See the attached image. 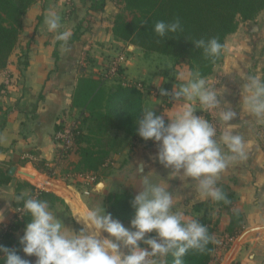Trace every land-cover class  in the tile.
Returning a JSON list of instances; mask_svg holds the SVG:
<instances>
[{
	"label": "crops",
	"instance_id": "0c3cea01",
	"mask_svg": "<svg viewBox=\"0 0 264 264\" xmlns=\"http://www.w3.org/2000/svg\"><path fill=\"white\" fill-rule=\"evenodd\" d=\"M108 5L109 0L103 11L95 13L89 9L87 0H37L21 18L18 42L5 69L0 71V169L9 177L6 184L0 185V210L4 214L0 230L12 226L15 211L13 201L8 200L14 194L29 193L27 184H33L28 180L38 186L50 187V190L42 189L50 192L51 197L46 201L55 211L54 215L72 231L83 227L72 214L85 207H104L106 213L128 227L134 212L125 216L114 212L113 198L127 195L132 200L142 187L143 176H148L153 183L167 185L173 194L175 209L182 211L187 218L200 214L193 211V205L211 200L197 199L193 203L198 195V182L181 180L179 176L170 177L171 169L156 159L158 142L142 139L130 145L118 140L124 136L122 131L111 132L112 136L116 135V141L113 142L115 144L108 141L111 153L99 174L98 182H102L99 192H93L98 182L86 186L82 179L77 178L82 186V193L78 194L66 183L49 180L34 169L36 164L43 163L49 167L62 158L53 134L58 127L76 126L86 118V92L82 89V80L91 78L98 83L96 67L118 53L125 55L119 75L121 82L125 85L135 82L141 86L143 110L153 107L154 114L161 115L167 123L166 114L180 107L170 95L165 101L160 89L171 93L173 87L183 83L177 78L179 72L188 68L173 66L168 57L146 56L137 46L129 51V43L118 41L112 35L114 18ZM50 10L61 17L60 31H72L67 44L56 41V34L47 31L44 17ZM250 22L240 21L236 31L226 36L220 62L203 77L210 83H216L217 89L223 88L221 106L227 101V105L237 113L236 117L229 122L230 125H225L219 120L218 110H195L197 116L216 126L217 138L225 128L241 135L247 151L244 159L230 160L217 180V186L232 195L234 201L230 209L240 213L241 228L234 235L222 231L215 237L216 247L210 264H264V144L259 137L260 130L264 129V119L252 117L241 103L246 77L254 75L261 78L264 68V51L260 53L264 33L254 31L253 26L248 29L246 25ZM157 57H160L161 64L155 61ZM113 78L100 81L105 90L116 84ZM6 80L8 85L4 83ZM154 87L158 90L156 94L153 93ZM2 89L5 93L1 92ZM106 103L104 99L102 106ZM82 129L86 133L85 128ZM76 149L74 146L71 152H67L66 165L73 167L78 162ZM12 166L15 171L10 175L8 170ZM108 166L110 168L106 169ZM141 166L143 172L139 171ZM87 187L89 192L85 194ZM210 213L213 219H218L222 229L230 224L229 210L224 207L211 206ZM24 226L22 224L12 231L9 229V248L16 249L30 264H35L36 257L25 256L19 244ZM154 234L147 233L146 237ZM225 237L232 240L221 245L220 241Z\"/></svg>",
	"mask_w": 264,
	"mask_h": 264
},
{
	"label": "clouds",
	"instance_id": "9594fccd",
	"mask_svg": "<svg viewBox=\"0 0 264 264\" xmlns=\"http://www.w3.org/2000/svg\"><path fill=\"white\" fill-rule=\"evenodd\" d=\"M143 23V22H142ZM47 31L55 33V40L67 44L73 33L60 31L61 17L50 10L44 17ZM152 31L160 38L183 32L181 20L156 21ZM190 40V39H189ZM196 49L215 61L221 54L222 44L216 37L191 40ZM128 50H134L129 44ZM183 83L172 88L171 93L160 89L161 96H171L179 109L161 115L152 108L141 111L137 120L138 135L144 140L158 142L156 159L170 168V177L197 181V197L193 203L210 198L228 203L226 192L217 186V180L230 160L244 159L247 155L244 138L231 128L217 138V128L208 119L195 114L196 109L218 110L219 120L230 125L237 113L224 101L223 88L217 89L191 69L180 71L177 77ZM242 107L257 120L264 119V79L250 75L243 84ZM226 150V151H225ZM143 172V166L139 169ZM142 187L130 201L134 210L129 226H124L106 213L104 207H85L72 216L83 227L72 231L58 219L46 200L30 193L14 194L12 199L19 212L26 217L19 244L25 256H35V264H185L190 253H203L213 242L207 226L198 219L187 218L175 209L173 194L167 185L153 183L143 176ZM4 214L0 210V222ZM155 233L146 237L147 233ZM106 234V235H105ZM147 246V247H145ZM0 264H30L16 249L0 245Z\"/></svg>",
	"mask_w": 264,
	"mask_h": 264
},
{
	"label": "trees",
	"instance_id": "16d2710c",
	"mask_svg": "<svg viewBox=\"0 0 264 264\" xmlns=\"http://www.w3.org/2000/svg\"><path fill=\"white\" fill-rule=\"evenodd\" d=\"M36 1L0 0V71L5 69L18 42L21 18ZM87 2L89 9L97 13L104 10L107 0ZM117 2L124 10L132 13V17L127 19L122 13L114 15L112 35L116 40L139 47L146 56L155 54L168 57L173 66L187 67L199 72L202 77L210 74L213 67L220 62L222 50L220 56L213 61L206 58L202 50L196 49L191 40L216 37L224 47L226 36L236 31L240 21H253L264 9V0H117ZM176 18L181 20L183 32L163 39L152 31V25L156 21L167 22ZM120 73L121 67L114 78L112 77L116 84L108 90L100 83L106 78L99 76L98 83L91 78L82 80V89L86 92L84 112L86 118L79 121L73 129L74 146L77 147L79 160L71 171L75 176H93V183L99 181L100 171L109 160L111 150L107 147L108 141L115 139L116 136L111 135L112 131H122L124 136L118 140L126 141L130 145L143 139L136 131L137 120L143 110L141 86L138 87L135 82L123 84L119 77ZM261 79H264V68ZM104 99L107 103L103 107ZM168 99L167 96L164 100ZM61 128L58 127L57 130ZM82 128H85L86 133H83ZM38 166L52 169L43 163L36 164L35 168ZM8 180V175L0 169V185L6 184ZM27 186L30 189L29 193L36 198L46 200L51 197L50 192L37 190L29 184ZM226 194L228 203L207 200L193 205V211L200 214L192 218L207 226L213 242L209 243L205 252L187 255L185 264H210L216 247L215 237L222 231L234 235L241 228L240 213L230 209L234 199L231 194L227 192ZM113 200L114 212L122 216L134 212L129 196H115ZM211 206H222L229 210L231 220L228 227L222 229L218 219H213L210 213ZM13 207L16 208L14 201ZM19 214L17 211L14 212L13 223L9 228L11 231L26 223V217L20 214L19 218ZM9 229L0 230V245L8 248L11 244ZM171 259L168 258V264H171Z\"/></svg>",
	"mask_w": 264,
	"mask_h": 264
},
{
	"label": "rangeland",
	"instance_id": "374dc122",
	"mask_svg": "<svg viewBox=\"0 0 264 264\" xmlns=\"http://www.w3.org/2000/svg\"><path fill=\"white\" fill-rule=\"evenodd\" d=\"M110 12H111V17L116 14V13H122L124 14V16L127 19H131L132 17V13L128 12L127 10H124L123 6L121 4H119L117 2V0H109V5H108ZM257 20H253L251 21L247 26L248 29H252L251 26H253V30L254 31H260L262 33H264V9L258 14V16L256 17ZM262 40V48L260 49V53L262 54L264 51V36L261 37ZM157 56V55H155ZM156 62L160 63V57H157V59L155 60ZM161 64V63H160ZM161 66V65H160ZM157 87H154V92L153 93H157ZM73 123V122H72ZM78 125V124H77ZM69 126V125H68ZM260 140L263 141V133H264V129L260 130ZM115 139H111V143L115 144L113 142H115ZM83 145H85V143H83ZM74 148V147H73ZM60 150V156H62V158L55 162L56 164H52L51 166H49L48 168H52V169H43L41 167H37L34 168L39 174L43 175L44 177L48 178L49 180L52 181H58V182H62V183H66L68 186H70L74 191H76L78 194L82 193V186L81 183H79L77 181V177L75 176V174L71 171L72 167L66 165V160L68 158V156L66 155L68 151L66 150ZM72 150V149H71ZM71 152V151H70ZM54 166V167H53ZM71 167V168H70ZM110 167L108 166L109 169ZM24 178H26L28 180V178L26 176H24ZM31 184H33V186L35 187H39L41 189H45V190H50V187H42V186H38L36 185L34 182H31L30 180H28ZM188 218H192V217H188Z\"/></svg>",
	"mask_w": 264,
	"mask_h": 264
},
{
	"label": "built area",
	"instance_id": "2783aa9c",
	"mask_svg": "<svg viewBox=\"0 0 264 264\" xmlns=\"http://www.w3.org/2000/svg\"><path fill=\"white\" fill-rule=\"evenodd\" d=\"M124 61H125V55L123 53H118L115 56L108 58V60L98 64L95 70L96 75H98V77L100 76L102 78L110 79L117 74L118 69L122 67ZM4 83L6 85L9 84L7 80ZM138 87H140L139 84ZM1 92L5 93V89H2ZM75 127H76L75 125H69L55 131V133L53 134V140L55 144L58 146V148H60L61 150L70 151L74 147L73 129ZM262 142L264 144V137ZM76 177L82 179L83 183L86 186L88 185L90 186V184L94 182V177L91 175H77ZM36 188L37 190L39 189L42 190L39 187ZM88 192H89V188L87 187L85 190V194H88ZM19 218H20V214H19ZM153 236H155V234ZM231 240H232L231 237H225L223 241H220V244L226 245Z\"/></svg>",
	"mask_w": 264,
	"mask_h": 264
},
{
	"label": "water",
	"instance_id": "95a60500",
	"mask_svg": "<svg viewBox=\"0 0 264 264\" xmlns=\"http://www.w3.org/2000/svg\"><path fill=\"white\" fill-rule=\"evenodd\" d=\"M14 171H15V167L12 166V167L9 168V170H8V174L13 175V174H14ZM101 188H102V182H98V183L94 186V188H93V192H99Z\"/></svg>",
	"mask_w": 264,
	"mask_h": 264
}]
</instances>
